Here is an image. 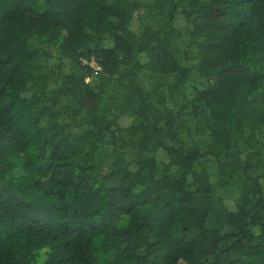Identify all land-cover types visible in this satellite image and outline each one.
Segmentation results:
<instances>
[{
    "label": "trees",
    "instance_id": "obj_1",
    "mask_svg": "<svg viewBox=\"0 0 264 264\" xmlns=\"http://www.w3.org/2000/svg\"><path fill=\"white\" fill-rule=\"evenodd\" d=\"M0 264H264V0H0Z\"/></svg>",
    "mask_w": 264,
    "mask_h": 264
},
{
    "label": "rangeland",
    "instance_id": "obj_2",
    "mask_svg": "<svg viewBox=\"0 0 264 264\" xmlns=\"http://www.w3.org/2000/svg\"><path fill=\"white\" fill-rule=\"evenodd\" d=\"M92 65H94V62H92Z\"/></svg>",
    "mask_w": 264,
    "mask_h": 264
}]
</instances>
